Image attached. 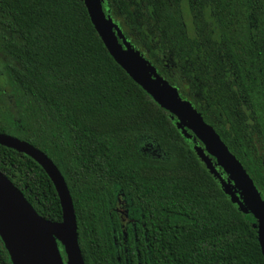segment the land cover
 <instances>
[{
	"label": "trees",
	"instance_id": "obj_1",
	"mask_svg": "<svg viewBox=\"0 0 264 264\" xmlns=\"http://www.w3.org/2000/svg\"><path fill=\"white\" fill-rule=\"evenodd\" d=\"M101 1L120 44L215 130L264 199V0ZM1 57L0 133L61 172L85 264H264L257 218L233 180L116 63L84 0H0ZM188 158L211 185L167 175ZM0 172L39 216L62 221L34 159L0 144ZM0 264H13L1 235Z\"/></svg>",
	"mask_w": 264,
	"mask_h": 264
},
{
	"label": "water",
	"instance_id": "obj_2",
	"mask_svg": "<svg viewBox=\"0 0 264 264\" xmlns=\"http://www.w3.org/2000/svg\"><path fill=\"white\" fill-rule=\"evenodd\" d=\"M84 1L93 26L116 63L157 105L191 131L233 180L248 209L257 218L258 240L264 257V199L257 193L246 171L196 110L167 86L156 82L150 75L148 63L137 51L120 44L104 14L102 1ZM0 144L28 155L44 168L56 188L63 211L61 222L42 218L0 172V235L13 264H65L58 242L63 246L69 264H85L72 196L57 166L43 152L18 138L0 133Z\"/></svg>",
	"mask_w": 264,
	"mask_h": 264
},
{
	"label": "rangeland",
	"instance_id": "obj_3",
	"mask_svg": "<svg viewBox=\"0 0 264 264\" xmlns=\"http://www.w3.org/2000/svg\"><path fill=\"white\" fill-rule=\"evenodd\" d=\"M183 14H184L185 22L187 25L188 33L190 36H193V34H194L193 26H192L190 14H189L186 2L183 3ZM8 62L9 61L7 59L5 60L2 57L0 58V78H3V76H5L6 64ZM7 106H8V108H11L12 111H14L13 101L11 98L7 100ZM170 120L172 123L174 122V119L170 118ZM149 151H151V150L149 149ZM154 153H156V152H154ZM187 161H188V163H186V164H177L176 163L173 165H168L167 167H165V169H166L165 172H167V175H179L182 177H186V178H190V179H194V180H198V181H205V182H208L209 185H211V181L208 180V177L205 174V171H204L202 165L196 160L192 161L190 158H188ZM118 212L120 214L121 221L123 223V227L129 226L131 224V218H129L128 211L123 206H119Z\"/></svg>",
	"mask_w": 264,
	"mask_h": 264
}]
</instances>
